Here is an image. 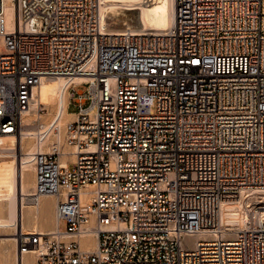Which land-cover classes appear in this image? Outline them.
Returning <instances> with one entry per match:
<instances>
[{"label": "built area", "instance_id": "2783aa9c", "mask_svg": "<svg viewBox=\"0 0 264 264\" xmlns=\"http://www.w3.org/2000/svg\"><path fill=\"white\" fill-rule=\"evenodd\" d=\"M174 1L166 32L113 34L101 0H0V136L45 137L23 130L41 82L85 78L49 126L69 150L32 155L57 218L18 238L35 264H264V0Z\"/></svg>", "mask_w": 264, "mask_h": 264}, {"label": "bare ground", "instance_id": "6f19581e", "mask_svg": "<svg viewBox=\"0 0 264 264\" xmlns=\"http://www.w3.org/2000/svg\"><path fill=\"white\" fill-rule=\"evenodd\" d=\"M174 13V0H101L99 8L101 25L113 34L124 31L130 34L164 33L173 26ZM6 19L8 22V14ZM84 79L83 77L57 78L41 82L36 91L35 103L23 116V122L29 126L28 129L23 130L31 132L38 130L37 133L46 131L45 137L41 135V138L36 137V139L35 137L14 139L0 136V229L10 228L13 231L8 234L0 233V236L7 237L1 241L12 242L16 264H29V257L34 255L32 250L20 254L18 245L20 235L47 234L51 237L56 230L54 196L46 195L37 200L32 196L34 189L32 155L38 150H49L54 142L59 143L63 152L69 150L66 144L68 134L64 130L58 134H52L49 126L58 120V124L63 125L74 119L73 115L62 111L61 106L63 107L66 102L70 83H78ZM45 105L51 108L46 116L53 114V117L49 121L40 122V128L36 129L34 127L36 121L39 122L45 116L39 112V110L46 109ZM71 159L69 155L61 156V165H65ZM1 163H3V168H1ZM43 198L51 200L46 211L40 208ZM47 216H50L49 220ZM245 221L246 213L242 201L227 202L221 205L218 226L222 231L231 234L232 231L239 230ZM200 237L202 235H195L191 238L196 240ZM93 239L92 235H87L82 239L81 244L91 247L94 245Z\"/></svg>", "mask_w": 264, "mask_h": 264}, {"label": "rangeland", "instance_id": "374dc122", "mask_svg": "<svg viewBox=\"0 0 264 264\" xmlns=\"http://www.w3.org/2000/svg\"><path fill=\"white\" fill-rule=\"evenodd\" d=\"M76 90L77 91H79V90L84 91L85 90V86H80ZM42 108H44L43 105H42ZM50 111H51L50 106H46V109L45 110H42L40 112L42 115H45V116H43L41 118V120H39V123L40 122L43 123V122H46V121H49L50 119H52L53 114L51 116H49V117L46 116V114H48ZM76 111H77V108L73 104H71L69 106V108L67 109V112H69V113H75ZM53 113H54V110H53ZM2 164L3 163H1V168H3ZM31 172H29V173H31ZM48 206H49V201H47V200H42L41 201L40 208L43 211L44 210L46 211V209L48 208ZM47 218H48L47 220H49L50 219V216H47ZM59 227L62 230H65L66 229V225H64L62 222L59 223ZM12 232L13 231L10 228H6V230L5 229H0V233L1 234H8V233H12ZM13 237H15V236H13ZM0 238H1L0 239V264H16L15 263V258H14V256H15L14 255L15 254L14 253L15 249H14V247L12 245V242H10V241H1V240H3V238L4 239H7V237H5V236H0ZM28 261H29V264H33L34 263V255L30 256L29 259H28Z\"/></svg>", "mask_w": 264, "mask_h": 264}, {"label": "crops", "instance_id": "0c3cea01", "mask_svg": "<svg viewBox=\"0 0 264 264\" xmlns=\"http://www.w3.org/2000/svg\"><path fill=\"white\" fill-rule=\"evenodd\" d=\"M67 108H69V106ZM42 200H47V201H49V203H51V200L48 198H43Z\"/></svg>", "mask_w": 264, "mask_h": 264}]
</instances>
